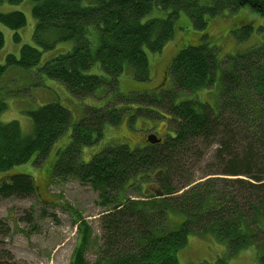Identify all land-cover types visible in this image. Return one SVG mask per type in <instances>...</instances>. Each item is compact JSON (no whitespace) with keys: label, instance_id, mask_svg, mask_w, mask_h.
<instances>
[{"label":"trees","instance_id":"1","mask_svg":"<svg viewBox=\"0 0 264 264\" xmlns=\"http://www.w3.org/2000/svg\"><path fill=\"white\" fill-rule=\"evenodd\" d=\"M27 1L35 19L33 44H22L18 57L5 56L0 78L8 69H25L62 83L77 99L93 96L100 88L115 89L126 66L135 79L146 80L148 53L160 52L173 38L181 12L196 30L226 9L248 6L264 16V0H207L205 5L199 0ZM0 23L14 31L18 41L17 31L26 17L20 10L0 12ZM206 38L192 35L191 42L181 44L168 67L167 91L128 94L117 100L122 106H87L75 124L59 102H47L24 110L32 123L30 134L22 132L17 120L0 119L2 198L36 192L33 178L12 173V167L28 160L40 163L72 125L67 146L56 151L49 178L51 183L74 179L90 185L105 210L98 216L101 244L93 262L85 258L95 240L92 228L73 211L77 237L68 264H179L177 250L191 233L208 234L225 244L217 264L249 247L255 249L256 264H264V234H260L264 233V45L225 58L216 109L198 98L177 102L180 92L190 94L213 85L220 59ZM3 44L0 31V48ZM51 50H56L54 55L43 60V53ZM94 65L100 74L90 71ZM5 108L0 98V114ZM126 114L128 118L165 115L174 124V134L134 148L107 144L84 162L83 148L97 142L107 126H115ZM147 179L155 190L140 198L129 196L132 187L139 190ZM171 212L182 217L178 228L170 227Z\"/></svg>","mask_w":264,"mask_h":264},{"label":"rangeland","instance_id":"2","mask_svg":"<svg viewBox=\"0 0 264 264\" xmlns=\"http://www.w3.org/2000/svg\"><path fill=\"white\" fill-rule=\"evenodd\" d=\"M199 1L204 5L208 3L207 0ZM30 7L31 3L27 0L19 4L0 2V12L20 10L26 17L25 25L17 31L18 41L13 38L14 31L0 23V31L4 37V44L0 48V63H4L5 56L9 53L18 57L22 44H33L35 19L31 15ZM204 34L208 35L204 42L216 48L220 59L213 85L209 89L190 94L180 92L175 100L179 102L186 98H198L216 109L221 91V71L226 65L225 58L234 57L250 48L264 45V16L248 6L235 10L226 9L219 15L208 17L206 26L197 30L190 25L187 14L181 12L175 22L173 38L164 44L160 52L148 53L146 80L135 79L132 68L126 66L118 77L115 89L100 88L93 96L83 99L73 97L62 83L56 80L41 79L34 72L29 74V71L25 69H8L0 78L1 81L4 78L0 98H3L6 103L0 119L4 122L17 120L22 132L30 134L32 123L24 110L36 108L47 102H59L70 112L72 124H75L83 118L87 106L104 107L113 104L122 106L123 102L117 100L128 94L137 93L147 96L167 91L171 89L168 67L172 57L182 43L191 42L192 35L197 38ZM55 52L56 50L44 52L42 59L54 55ZM90 71L96 74L102 72L98 65H94ZM152 117L134 114L132 118H128L126 114L115 126H107L102 138L97 142L83 148L82 160L89 161L93 154L107 144H127L134 148L146 143L143 140L144 134L154 133L159 137L174 134V124L172 121H167L168 118L165 115L161 118ZM71 128L72 125L57 138L40 163L33 165L28 160L12 167V173L30 175L37 188L35 193L23 198L0 197V224L3 226L0 227V262L68 264L77 237L76 214L73 211L79 212L80 217L86 220L93 231L95 240L86 250V260L93 262L97 257V248L101 244L98 216L105 210V207L99 204L98 192L90 185H83L74 179L67 181L55 179L51 183L49 178L50 167L57 156L56 151L64 150L67 146ZM209 155L210 152L205 159H208ZM204 166V162L199 164L201 168ZM196 173L200 174L201 170H197ZM135 187L136 185L128 191L129 196L133 198H140L145 191L149 193V190H155L151 179H147L139 190ZM148 193L147 195H150ZM62 203L70 206L72 211L66 210ZM27 216L29 220H26ZM181 220L180 214L169 213L170 227L178 228ZM260 234L264 233L260 232ZM259 240L260 238L258 243H260ZM224 254L225 244L218 242L211 235L197 233L189 234L184 247L178 249L176 253L179 264H202L203 262L217 264ZM256 260L255 249L249 247L225 258L224 264H256Z\"/></svg>","mask_w":264,"mask_h":264},{"label":"water","instance_id":"3","mask_svg":"<svg viewBox=\"0 0 264 264\" xmlns=\"http://www.w3.org/2000/svg\"><path fill=\"white\" fill-rule=\"evenodd\" d=\"M146 139H147V142H149V143H151V144H153V143H157V142L160 141V139L157 138L156 135L153 134V133L148 134L147 137H146Z\"/></svg>","mask_w":264,"mask_h":264},{"label":"flooded vegetation","instance_id":"4","mask_svg":"<svg viewBox=\"0 0 264 264\" xmlns=\"http://www.w3.org/2000/svg\"><path fill=\"white\" fill-rule=\"evenodd\" d=\"M146 136H147V135H146V134H144V137H143V140H144V141L146 140Z\"/></svg>","mask_w":264,"mask_h":264},{"label":"bare ground","instance_id":"5","mask_svg":"<svg viewBox=\"0 0 264 264\" xmlns=\"http://www.w3.org/2000/svg\"><path fill=\"white\" fill-rule=\"evenodd\" d=\"M212 60V59H211ZM176 104H178V103H176ZM167 111V110H166ZM151 134V133H150ZM154 134V133H153ZM147 137V136H146ZM160 139V138H159ZM146 141H147V139H146ZM149 143V142H148Z\"/></svg>","mask_w":264,"mask_h":264}]
</instances>
